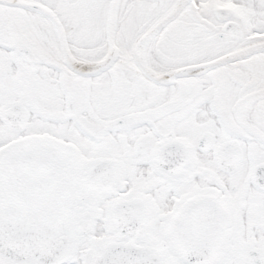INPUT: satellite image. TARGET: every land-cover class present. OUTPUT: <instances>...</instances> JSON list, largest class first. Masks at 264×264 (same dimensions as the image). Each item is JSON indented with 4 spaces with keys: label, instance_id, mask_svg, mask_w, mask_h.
Here are the masks:
<instances>
[{
    "label": "snow or ice",
    "instance_id": "6c2138e0",
    "mask_svg": "<svg viewBox=\"0 0 264 264\" xmlns=\"http://www.w3.org/2000/svg\"><path fill=\"white\" fill-rule=\"evenodd\" d=\"M0 264H264V0H0Z\"/></svg>",
    "mask_w": 264,
    "mask_h": 264
}]
</instances>
